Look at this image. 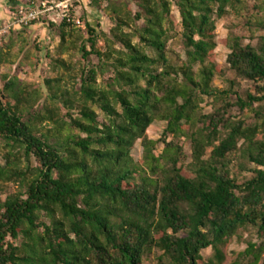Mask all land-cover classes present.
Wrapping results in <instances>:
<instances>
[{
	"label": "trees",
	"instance_id": "obj_1",
	"mask_svg": "<svg viewBox=\"0 0 264 264\" xmlns=\"http://www.w3.org/2000/svg\"><path fill=\"white\" fill-rule=\"evenodd\" d=\"M104 1L116 23L112 38L122 50L100 52L97 29L85 22L88 39L81 52L86 61L95 57L98 65L90 66L82 78L83 121L73 120L68 126L54 120L52 112L48 117L37 115L54 125L50 135L39 134L20 109L26 99L16 92L15 81L0 87V152L2 147L10 149L7 165L0 164V183L18 180L25 189L0 201V264H144L154 253H160L158 264H223V248L247 229L256 232L257 241L249 242L233 264H264V138L256 140L264 126V38L258 46L231 40L226 60L231 89L246 82L255 91L246 92L244 100L236 95L232 103L222 99L231 89L214 93L209 87L215 66L201 69L198 81L191 68L204 65L215 49L213 16L221 18L240 0L178 1L188 49L187 66L180 69L183 84L174 83L177 72L169 65L163 41L169 3L139 1L136 19L146 23L137 35L141 46L155 53L150 57L123 33L126 23L120 9L110 0H90L98 7ZM7 2L9 14L23 5L20 0ZM34 3L39 1L25 5ZM39 23L59 28L61 44L68 36L64 30L75 27L66 20L55 24L41 19L33 25ZM4 63L0 45V67ZM159 66L164 68L161 73ZM107 70L113 73L111 84L108 90L98 89L97 78ZM199 94L221 98L223 105L205 118L202 135L191 134L194 161L189 173L177 168L188 155L174 140L197 121ZM64 102L72 108L71 102ZM88 103L108 122L100 124ZM232 108L253 112L262 125L231 121ZM155 121L167 124L159 141L147 137ZM71 127L86 137H75ZM221 129L228 133L219 138ZM137 141L149 172L138 179L142 171L131 165L130 156ZM159 145L165 147L160 157L154 154ZM21 152L39 164L32 179L16 166ZM42 213L50 224L41 221ZM208 249L213 255L205 260L202 252Z\"/></svg>",
	"mask_w": 264,
	"mask_h": 264
},
{
	"label": "rangeland",
	"instance_id": "obj_2",
	"mask_svg": "<svg viewBox=\"0 0 264 264\" xmlns=\"http://www.w3.org/2000/svg\"><path fill=\"white\" fill-rule=\"evenodd\" d=\"M8 3V0H4ZM23 5L31 0H20ZM41 1V0H35ZM53 1V0H48ZM112 4L121 10V17L126 23L122 28L124 34L131 37L133 45H140L142 50L150 57H155V53L150 49L141 46L137 31L145 27V20H137L136 15L141 12L139 8L140 0H110ZM169 3V12L165 14L163 28L167 32L164 43L166 57L169 65L176 70L177 74L173 76L175 84H183L184 77L180 69L187 66L188 49L182 38V18L177 7L179 0H165ZM7 5V4H6ZM109 3L104 1L101 7L91 4L90 0H85L84 5H79L77 10H74L75 18H82L84 27H74L71 32L68 29L64 30L67 33L65 43L61 44L60 29H49L48 27L39 24L33 25L30 28L21 29L19 31L8 30V18L10 16V8L8 12H4L5 18L0 19V45L3 49L5 63L0 67V87L3 89L8 81H15L16 92H23L26 99L20 105V109L24 112L26 121L32 122L39 134L50 135L49 131H53L54 125L52 122H41L36 119L37 115L49 116V112L55 115L54 120L66 123L70 126L73 120H82L79 105L84 102L81 92V84L84 73L90 66L98 65V60L91 57L87 61L83 58L81 48L88 39L86 34V24L89 22L100 36L98 49L102 53H114L121 51L122 46L114 41L111 31L116 27L114 16L108 8ZM215 21V49L210 58L207 59L204 65L195 64L191 71L194 79L199 80L201 69L215 66L217 71L209 85L210 89L215 92L226 91L230 92L231 81L233 77L228 71L226 64L227 56L230 54V44L232 39L237 41L242 46L253 45L258 46L261 39L264 38V0H240L234 9L227 8L226 13L217 18L213 16ZM56 23H60V19L56 18ZM197 39V38H196ZM87 45V44H86ZM88 49V48H87ZM113 57H117L113 55ZM112 63V61H110ZM110 65V64H108ZM163 67H158V73L163 71ZM112 70H107L104 74H100L97 78L98 89L108 90L112 80ZM255 93L253 85L242 82L239 86H234L228 96L223 97L224 100H229L232 103L237 101V96L245 99V93ZM237 95V96H236ZM13 105L14 101L9 100ZM64 101L72 103V108L67 107ZM197 121L192 125V128L185 136H179L175 142L181 145L184 152L188 155L185 162H179L177 168L182 167L187 172L193 171L194 148L191 141V134L196 132L202 135L206 128L207 120L205 118L213 115L219 110L223 103L221 98L208 97L199 94L197 99ZM88 107L93 111L100 124L107 123L108 120L105 114L96 106L88 103ZM257 106H254L256 109ZM120 112V109H118ZM231 121L238 123L243 121L247 127L262 125V122L257 120L253 112L245 110L240 112L238 108L230 109L228 114ZM166 122L155 121L147 130V137L151 141H159L163 132L166 129ZM72 128V134L75 137L85 138L86 135L78 129ZM228 131L220 130L219 138L224 137ZM264 138V126H261L260 132L256 136L257 141ZM170 138L168 141H171ZM242 141L239 142V145ZM71 147H74L71 145ZM164 146L159 145L154 154L158 157L164 153ZM78 152L79 150L76 149ZM10 149L2 147L0 152V164L2 167L7 165V154ZM17 151H13V154ZM131 165L138 168L139 176H149L144 160V148L141 141H137L131 150ZM205 160V157H201ZM161 164H164L163 162ZM16 166L20 172L24 173L28 179L34 178L37 174L36 170L39 164L34 157L26 158L23 153H19L16 160ZM25 193L21 183L18 180L10 183H0V201L4 202L7 197ZM41 221L50 224L45 213L41 214ZM60 218V215H56ZM256 232L252 229L241 230L238 235L233 237L223 248L225 261L223 264H233L238 255L244 252L249 242H256ZM157 255L154 253L144 264H158ZM213 255L211 249L202 252L205 260H208ZM264 257V256H263Z\"/></svg>",
	"mask_w": 264,
	"mask_h": 264
},
{
	"label": "built area",
	"instance_id": "obj_3",
	"mask_svg": "<svg viewBox=\"0 0 264 264\" xmlns=\"http://www.w3.org/2000/svg\"><path fill=\"white\" fill-rule=\"evenodd\" d=\"M85 0H60V1H41L37 4L22 5L10 14L8 20V30H21L30 28L41 19L56 23V18L66 20L67 23L76 28L84 27L80 18L74 17V10L79 5H84ZM73 12V15L71 14Z\"/></svg>",
	"mask_w": 264,
	"mask_h": 264
},
{
	"label": "crops",
	"instance_id": "obj_4",
	"mask_svg": "<svg viewBox=\"0 0 264 264\" xmlns=\"http://www.w3.org/2000/svg\"><path fill=\"white\" fill-rule=\"evenodd\" d=\"M7 4V5H6ZM8 3H6L4 0H0V19L5 18L4 12H8ZM9 20V17H7ZM43 25V24H41ZM46 27H48L47 25H44Z\"/></svg>",
	"mask_w": 264,
	"mask_h": 264
}]
</instances>
